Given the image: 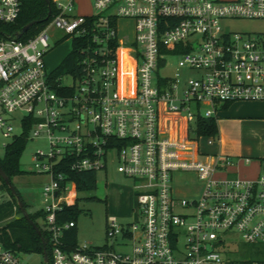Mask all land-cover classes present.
Instances as JSON below:
<instances>
[{"label":"built area","instance_id":"2783aa9c","mask_svg":"<svg viewBox=\"0 0 264 264\" xmlns=\"http://www.w3.org/2000/svg\"><path fill=\"white\" fill-rule=\"evenodd\" d=\"M49 1L50 20L36 33H0V146L47 142L33 157L49 177L53 264H226L224 241L264 243V168L249 179L230 171L231 155L199 159L205 136L191 135L198 116L218 118L223 104L264 100V32L232 26L264 19V0H90L88 13L79 0ZM21 12L22 0H0V23ZM54 29L80 41L78 74L47 69ZM110 165L133 180L140 218L108 216L112 243L69 249L64 230L76 223H59L58 212L76 204L70 173ZM178 171L196 173L198 194L175 191ZM0 264L24 263L0 244Z\"/></svg>","mask_w":264,"mask_h":264},{"label":"rangeland","instance_id":"374dc122","mask_svg":"<svg viewBox=\"0 0 264 264\" xmlns=\"http://www.w3.org/2000/svg\"><path fill=\"white\" fill-rule=\"evenodd\" d=\"M77 9L81 13L92 12L90 0H79ZM126 25V24H125ZM236 31L257 34L264 32V19H239L232 22ZM129 29V28H128ZM50 48L45 56L48 70L56 69L64 58L72 51L73 45L70 38H65L64 33L54 29L49 40ZM178 58H172V65ZM162 73L173 74L174 67L162 70ZM67 80V79H66ZM221 125V121L219 122ZM228 141L236 147L235 150H225L234 156L236 173L240 177L255 178L254 157L264 156V118L241 125L228 126ZM216 142V140H215ZM199 159H206L207 153H215L220 149L217 144L208 143V138L199 139ZM47 142L44 139H27L25 148L20 157L21 173L13 175L12 182L20 191L27 204L29 212L43 210L45 206L43 189L49 177L35 172L37 166L33 154L38 149L46 150ZM5 155V148L0 146V158ZM243 156H251L253 162L244 164L239 162ZM245 158V157H244ZM98 187L95 190L77 191L76 204L79 210L77 224V242L79 245L88 243L94 247H101L112 243L107 237V218L115 216L119 221L131 222L140 218L136 191L133 180L117 172L115 165H110L106 170L97 171ZM175 191L184 195H196L201 190V183L194 171H178L173 175ZM3 202L9 197L7 190H1ZM38 224L46 229V220L43 216L37 217ZM1 224V223H0ZM0 244H2L0 240ZM116 248H121L116 245ZM221 251L227 261L264 260V243H247L237 237L228 239L221 244ZM24 264H45L43 254L37 252L16 253ZM228 264V262H226ZM234 264V263H232Z\"/></svg>","mask_w":264,"mask_h":264},{"label":"trees","instance_id":"16d2710c","mask_svg":"<svg viewBox=\"0 0 264 264\" xmlns=\"http://www.w3.org/2000/svg\"><path fill=\"white\" fill-rule=\"evenodd\" d=\"M49 12V4L47 0H22V12L14 23H0V33L17 34L30 22L37 21L26 32L24 37H28L36 33L41 27L50 20L47 19ZM79 47L80 41L77 40L73 45L72 51L64 58L61 64L52 71L53 77H58L68 73L78 74L80 72L79 64ZM132 68V64H130ZM217 137L219 135L218 118L198 116L195 121V129L191 131V135ZM27 138H19L5 148V155L0 158V165L12 180L13 175L21 173L20 157L25 148ZM70 177L76 181L78 191L95 190L98 187L97 171L72 172ZM13 183V182H12ZM14 184V183H13ZM0 189L7 190L8 198L0 206V240L2 244L16 253L18 252H37L44 254L43 240L47 241V250L49 253V264H53L51 235L49 230L41 227L37 222V217H46L43 210L30 212L31 218L42 230L40 235L34 226L27 220L18 204L17 198L13 194L7 182L0 174ZM18 190V189H17ZM23 199L20 191L18 190ZM25 202V200L23 199ZM25 206L27 204L25 202ZM15 207H17L15 209ZM79 210L77 205L66 206L62 211L58 212V222H67L78 218ZM63 240L69 249H74L77 245V224L64 230ZM228 264H264V260L254 262L252 260L243 261H226Z\"/></svg>","mask_w":264,"mask_h":264},{"label":"crops","instance_id":"0c3cea01","mask_svg":"<svg viewBox=\"0 0 264 264\" xmlns=\"http://www.w3.org/2000/svg\"><path fill=\"white\" fill-rule=\"evenodd\" d=\"M262 118H264V100L236 101V102L223 104L221 106V109L218 115V125H219V122L221 121V125H219V135L217 136L216 142L215 141L213 142L214 144L218 145L220 150L215 153L231 155V153H225L226 152L225 150L228 151V150L236 149V147H234L227 139L228 133H230L228 126L234 125V124L241 125L243 123L247 124L253 121L258 122V119H262ZM166 122L167 120L164 119L163 124H165ZM181 123H184V122H181ZM243 157H250L252 159L251 156H243ZM254 158L256 160L254 162L252 160L251 163L252 162L254 163L253 165L255 168V175L253 176L256 177L258 173L261 171V169L264 168V156H257ZM239 162L244 163L243 161H239ZM235 167H236L235 165L232 166L230 168V171L233 173H236Z\"/></svg>","mask_w":264,"mask_h":264},{"label":"water","instance_id":"95a60500","mask_svg":"<svg viewBox=\"0 0 264 264\" xmlns=\"http://www.w3.org/2000/svg\"><path fill=\"white\" fill-rule=\"evenodd\" d=\"M48 4H49V12H48V16L47 19L50 17L51 14V7H50V1L47 0ZM37 21H33L30 22L29 24H27L23 30L21 32L18 33V37H20L23 33H25L26 31L29 30V28H31ZM0 174L3 177V179L7 182V184L9 185L10 189L12 190L13 194L16 196L17 198V204L23 214V216L29 220V222L34 226V228L37 230V232L42 235V230L39 228V226L35 223V221L31 218L30 216V212L28 211L27 207L25 206V202L23 201V199L21 198L20 194L18 193L17 188L15 187V185L12 183V180L10 179L9 175L3 170L2 166L0 165ZM43 244H44V262L45 264H49L50 258H49V253L47 250V241L43 240Z\"/></svg>","mask_w":264,"mask_h":264}]
</instances>
